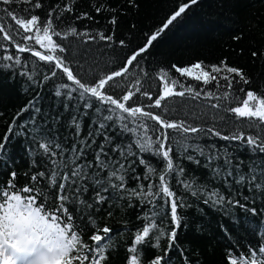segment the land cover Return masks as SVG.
Listing matches in <instances>:
<instances>
[{"label":"trees","instance_id":"16d2710c","mask_svg":"<svg viewBox=\"0 0 264 264\" xmlns=\"http://www.w3.org/2000/svg\"><path fill=\"white\" fill-rule=\"evenodd\" d=\"M39 2L42 7L32 9L31 14L46 21L48 13L55 9L51 19L53 27L61 35L53 36V39L65 50L60 52L58 48L55 53H49L35 44L34 38L22 41L21 36L13 31L15 40L12 44L0 35V53L4 48L13 53L15 44L21 43L32 50L59 57L82 83L94 86L98 79L119 70L125 57L143 47L179 5L189 0ZM25 7L31 8V4L5 5L0 0V20L11 27L14 22L10 23L5 10L19 13ZM67 7L72 11H65ZM97 8L101 10L97 11ZM85 13L91 18H83ZM57 16L60 18L56 19ZM72 28L77 34H71ZM30 35L35 37L36 33L33 31ZM101 35L112 39L102 40ZM15 55L20 58V64L15 60H3L0 55V141H3L9 127L14 129V133H8L6 150L0 152V184L10 180L11 172L17 174L18 186L28 184L31 175L45 172L46 178L40 181L43 187L50 182L48 176L55 170L58 182L69 186L68 206L76 208L73 215L77 217L79 227L85 229L84 241L91 243L88 237L92 233L88 229L107 226L112 230L110 240L104 242L105 264H126L130 256L127 249L133 246L135 235L153 220L158 228L142 246V264H149L158 256L163 257L162 264H228L229 254L239 258L241 254L252 251L261 256L258 249L264 246V178L261 177L264 153L254 151L245 140H223L206 130L212 128L229 136L238 132L245 137L259 134L264 138V131L249 127L246 120L236 118L228 111L239 106L235 97L245 98L248 90L264 95V0H198L138 57V66L130 68L125 77L109 82L103 90L113 98H122L131 90L135 95L126 106L142 107L145 111L162 115L166 121H184L186 125L205 129L204 132L185 134L188 138L184 144L190 146L186 152L177 144L181 139L180 133L167 130L174 164L183 169V173L177 171L174 178H168L171 190L176 193L175 197L168 199L170 202L175 198L178 204L184 205L178 207L181 226L175 229L177 237L170 248L169 234L175 228L170 220V203L164 204L157 198L149 202L131 195L133 189L140 190L141 184L145 191L148 184H158V174L148 180L143 179L147 169L139 163L141 157L158 173L165 167L160 158L142 153L135 147V134L123 131L125 123L129 127L134 126L131 118L121 121L116 113L104 111L107 105L98 104L90 94L81 97L82 90L67 80L62 69L53 68L54 61L51 64L39 61L30 51L15 52ZM222 61L227 66L240 69L249 83H236L239 77L232 74L231 89L224 86L227 82L223 80H220L219 87L215 82L204 85L181 77L172 67L184 68L203 62L205 70L210 71V66H219ZM161 69L167 70L185 87L192 86L200 91L201 95L195 99L187 94L166 98L161 108L150 107L158 93L162 94V84L158 79ZM53 70L56 76H52ZM240 88L245 91L240 92ZM179 90L182 89L177 88ZM208 92L221 99L205 98ZM226 92L229 95L224 99ZM144 93L152 99L149 100ZM213 104L218 107L213 108ZM108 115H112L113 120H105ZM146 123L154 125L155 122L148 120ZM149 135L154 138L151 131ZM41 143L49 144V154L39 148ZM101 145L107 155L100 154L97 161L96 154L100 153ZM196 145L203 149V155L195 149ZM188 156L193 159L189 160ZM77 169L80 175L71 176L70 173ZM253 169L255 180H252ZM114 170L117 175L125 176L123 189L112 187L120 183L115 178L110 179ZM229 172L232 175H228ZM64 173L69 174V180L62 179ZM136 176L141 179H134ZM185 184L191 187L185 188ZM77 187L87 188V191L77 192ZM105 187L107 191H103ZM193 191L197 195L193 196ZM97 192L106 200L97 203ZM72 200H76L75 205L71 204ZM154 211L159 217H153ZM90 220H94L95 225L89 223ZM86 224L88 228H85ZM159 231L165 235L160 237L157 247Z\"/></svg>","mask_w":264,"mask_h":264},{"label":"snow or ice","instance_id":"6c2138e0","mask_svg":"<svg viewBox=\"0 0 264 264\" xmlns=\"http://www.w3.org/2000/svg\"><path fill=\"white\" fill-rule=\"evenodd\" d=\"M2 3L5 5H11L13 3L31 4V8L25 7L19 13L5 10L7 16L10 18V23H14L11 27H7L0 20V35L3 36L4 41L12 44L15 40V36L13 35V31H15L16 35L21 36L22 41H31L34 38L35 44L39 45L42 49H46L49 53H55L58 48L60 52L65 50L53 39V36L59 37L61 35L53 27V20L51 19L52 11H55V9L48 13L49 18L46 21H41L39 16L31 14L32 9L42 7L39 0H36L35 3H32V0H2ZM196 3H198V0H189L188 3L179 5L178 10L174 11L161 28L151 34L143 47L134 50L130 56L125 57V61L119 70H114L104 78L98 79V82H94V86H86L82 83L59 57L32 50L23 46L21 43L15 44V52L27 53L30 51L33 57L39 58V61L49 62L50 64L55 61L53 68L62 69L67 80L73 82L78 86L79 90H82L80 91L81 97L90 94L98 104L107 105V107L103 108L104 111L116 113L118 119L121 121L131 118V123L134 126L129 127L125 123L123 125V131L135 134L136 139L134 144L140 152L150 153L160 158L161 162L165 164L164 169L158 173L156 168L149 166V163L141 157L139 163L147 169V173L143 179L148 180L152 175L158 174V184H148L147 191L144 190V185L141 184L140 190L133 189L131 195L141 197L149 202L157 198L158 201H162L164 204L170 203V220L175 225V228L169 234V248L173 246L177 237V231L175 229L181 226L178 207H183L184 205L178 204L175 198L171 199L170 202L168 199L176 196V193L171 190L168 178H174V173L177 171L183 173V169L174 164V159L171 155L173 153V147L169 143L170 134L167 130L172 129L180 133L181 139L177 141V144L180 149L186 152L190 146L184 144V140L188 138L185 134L204 132L205 129L186 125L184 121H166L162 115L145 111L142 107L126 106L127 102L131 101L135 95L131 90L127 91L122 98H113V95L106 94L103 90L106 85H109V82L116 81V78L125 77L129 73L130 68L138 66V57H141L142 53H145L170 25L177 21L178 18H181L191 5ZM96 10L100 11L101 9L97 8ZM65 11L71 12L72 8L67 7ZM24 13H27L28 16H23ZM59 18V16L56 17V19ZM83 18L90 19L91 17H88L85 13L83 14ZM112 23H116L115 19L112 20ZM33 31L36 33L35 37L30 35ZM71 34H77L75 28L71 29ZM100 39L111 40L112 37L101 35ZM236 39H239V37H236ZM120 44L123 45L124 41L121 40ZM15 52L9 53L8 49L4 48L0 55H2L3 60H15L16 64H20V58L15 55ZM253 55L255 56L256 53L254 52ZM172 67L181 77L191 78L196 82H202L204 85L215 82V86L219 87L220 80H223L227 82L224 86L231 89L233 87L234 77H239L236 83H249L240 69L227 66L225 61H222L219 66H210V71L205 70L203 62H197L192 66L184 68H179L175 65ZM221 73L227 74L217 75ZM51 74L52 76L57 75L55 70ZM232 74H234V77ZM158 79L162 84V94L158 93V98L155 99L154 104L150 105V107L161 108L162 101L166 98L184 97L187 94L195 99L201 95V92L192 86L185 87L183 82L171 76L167 70L161 69ZM137 84H139V81H137ZM63 87H68V85H63ZM177 88L182 90L177 91ZM137 91H139V88H137ZM239 91L244 92L245 90L240 88ZM57 95H60V93L57 92ZM144 95H148V93H144ZM228 95L229 93L226 92L223 98L227 99ZM148 98L149 100L152 99L150 95H148ZM205 98L221 99V97L215 96L212 92H208ZM235 98L239 101V106L231 107L228 111L234 113L236 118L246 120L249 127L260 128L261 131H264V95L248 90L245 98L241 99L238 96ZM212 107L215 108L218 105L213 104ZM97 110L100 111L101 108ZM104 119L111 121L113 120V116L108 115ZM148 120L155 122L154 125L146 123ZM100 127L103 128L104 125L101 124ZM150 131L154 134V138L153 135H149ZM206 131L208 134L220 137L223 140H245L246 144L251 146L254 151L258 150L260 153H264V138L259 134L245 137L242 132L233 133L229 136L222 135L219 131H215L212 128ZM8 133H14V129L9 127L8 132L3 137V141H0V152L6 150V143L9 141ZM131 146L129 145V147ZM99 147L100 153L96 154L97 161H99L100 154L107 155L103 146L101 145ZM39 148L43 149L45 154L50 153V147L47 143L39 144ZM195 149L201 155L204 154L203 149L199 145H196ZM121 154L123 155L124 153ZM51 155H55V153H51ZM187 158L189 160L193 159L192 156H188ZM261 165H264V160L261 161ZM120 167L123 168L124 166L120 165ZM16 175L15 172H11L10 180L4 184H0V264H105L107 257L104 254V242L110 240L112 230L107 226L102 228L96 227L95 230L88 229L92 233L88 237L91 243L84 241L85 229L79 227L76 223L77 217L73 215L76 208H70L68 206L69 195L67 194V189L69 186L65 183L58 182L56 178L58 173L53 170L48 176L50 182L44 184L43 187L40 186V181L46 178L45 172L31 175L29 177V183L24 186H18L16 184ZM70 175L79 176L80 170H74ZM228 175H232V173L229 172ZM261 177L264 178V167L261 168ZM111 178H115L120 182L119 184H113V188H124L125 176L123 174L117 175V172L114 170L110 173ZM133 178L136 180L141 179L139 176ZM62 179L64 181L69 180V174H62ZM255 179L257 177L255 175V169H253L252 180ZM240 180L243 181L244 177L241 176ZM97 184H99V181H97ZM184 186L185 188L191 187L188 184ZM154 189L155 191H153ZM107 190V187L103 188V191ZM76 191H87V188L81 189L77 187ZM192 195H197V192L193 191ZM50 197L51 199H49ZM96 197L97 203L106 200V197L102 196L100 192L96 193ZM218 199L222 200L223 197H218ZM75 203L76 200L71 201L72 205H75ZM81 203L85 202L81 201ZM236 203H239V201ZM87 206L91 207V205ZM252 211L255 212V209ZM152 215L154 218L159 217V214L155 211ZM145 218H147V214ZM160 218L162 219V217ZM89 223L95 225L94 220H90ZM85 228H88L87 224ZM157 228L158 225L155 223V220L150 224L142 226V232H137L134 237L133 246L127 249L130 256L127 258L126 264H142V246L147 243V238ZM164 235L165 233L163 231H159L156 235L157 247L159 246L160 237ZM137 246L141 247L138 249ZM258 252L261 256H258L256 251L241 254L239 258L229 254L227 256V262L228 264H264V258H261L264 257V246L259 247ZM162 261L163 257L158 256L152 259L149 264H162Z\"/></svg>","mask_w":264,"mask_h":264},{"label":"water","instance_id":"95a60500","mask_svg":"<svg viewBox=\"0 0 264 264\" xmlns=\"http://www.w3.org/2000/svg\"><path fill=\"white\" fill-rule=\"evenodd\" d=\"M55 62V61H54Z\"/></svg>","mask_w":264,"mask_h":264}]
</instances>
